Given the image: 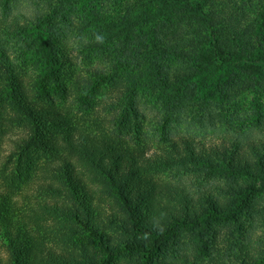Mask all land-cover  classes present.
Returning <instances> with one entry per match:
<instances>
[{"label": "trees", "instance_id": "16d2710c", "mask_svg": "<svg viewBox=\"0 0 264 264\" xmlns=\"http://www.w3.org/2000/svg\"><path fill=\"white\" fill-rule=\"evenodd\" d=\"M11 1L0 0V264H112L119 255L129 264H173L159 258L181 229L260 212L264 145L263 153L252 145V157L226 142L204 147L190 137L166 139L150 154L132 147L121 134H129L139 110L119 68L169 59L155 62L156 81L160 91L183 93L181 100L201 93L205 80L223 69L236 77L235 92H264V0L260 9V0H154L172 10L164 21L170 42L162 46L136 34L132 18L145 5L136 0L117 26L122 48L108 50L111 69L80 73L70 71L57 38L66 17L20 22L10 18ZM51 1L58 13L73 4ZM133 38L139 46L131 49ZM29 61L32 76L25 72ZM228 161L235 183L226 185L231 199L224 208L213 195L201 203V195L155 178L168 168L206 173ZM239 175L258 178L261 186L240 184ZM238 245L240 264H264V247L256 259Z\"/></svg>", "mask_w": 264, "mask_h": 264}, {"label": "rangeland", "instance_id": "374dc122", "mask_svg": "<svg viewBox=\"0 0 264 264\" xmlns=\"http://www.w3.org/2000/svg\"><path fill=\"white\" fill-rule=\"evenodd\" d=\"M72 1V5L65 3V11L58 13L60 5L51 0H14L9 8L10 18H17L20 22L38 19V23L43 24L52 20L58 22L63 19L59 16L64 15L67 24L58 30L57 38L73 64L70 71L80 73L94 67L111 69L113 55L109 56L108 50L114 48V45L120 46L119 50L122 48L119 43L121 44L123 35L118 27L123 24L122 18L128 7L136 0ZM159 3L145 0V5L132 18V22L139 29L136 34L140 35L142 42L155 39L153 43L158 40L156 45L162 46L163 43L170 42L169 36L165 34L164 21L172 10L169 4ZM261 6L263 4L260 0L255 8L260 9ZM55 8H58L57 11ZM41 26L47 27L46 24ZM130 44L131 49L137 48L139 41L133 38ZM96 45L100 47L96 48ZM154 50L156 54L158 49ZM168 60L159 56L155 61H144L139 69H134V65L119 68L121 73L127 75L125 79H128L122 87L128 88L127 94L132 93L139 110L138 120L134 119L129 123V134H121L132 147H143L150 154L157 151L166 139L190 137L204 147L226 142L229 148L232 147V152L237 147L249 157L253 156L250 154L252 145L263 153L264 92L257 88L235 92L234 88L238 84L236 77L223 69L203 81L202 95L194 92L187 100H181L179 96L182 98L183 93L180 95L177 90L166 93L160 91V84L156 81L155 62L167 64ZM30 63L31 61L27 63L25 72L32 76ZM172 94L177 97L169 98ZM102 96L101 102L104 100ZM136 122L138 125L134 124ZM229 164L228 161L206 173L199 170L190 174H178L176 169L168 168L157 173L155 178L179 184L195 198L201 195V203L206 196L213 195L217 206L224 208L231 199L227 195L226 185L235 183L228 179L232 178L233 171ZM237 178L240 184L254 181L255 186H261L258 178L243 175ZM32 191L33 187L30 185L23 188V192L27 194ZM14 200H18V197ZM256 201L260 210L258 214L242 211L230 220L210 221L209 225L192 229L193 231L181 229L177 238L163 248L159 259L173 264H240L237 257L243 255L239 253L242 247L238 243L246 246L250 253L254 251L253 255L257 259V253L261 254L264 247V193L258 194ZM112 264H129V258L119 255Z\"/></svg>", "mask_w": 264, "mask_h": 264}]
</instances>
